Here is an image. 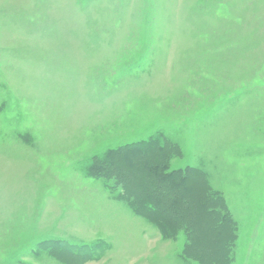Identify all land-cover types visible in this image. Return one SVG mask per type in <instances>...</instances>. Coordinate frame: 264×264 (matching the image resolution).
Returning a JSON list of instances; mask_svg holds the SVG:
<instances>
[{"label":"rangeland","instance_id":"obj_1","mask_svg":"<svg viewBox=\"0 0 264 264\" xmlns=\"http://www.w3.org/2000/svg\"><path fill=\"white\" fill-rule=\"evenodd\" d=\"M156 135L231 220L213 264H264V0H0V264L210 260L87 171Z\"/></svg>","mask_w":264,"mask_h":264},{"label":"trees","instance_id":"obj_2","mask_svg":"<svg viewBox=\"0 0 264 264\" xmlns=\"http://www.w3.org/2000/svg\"><path fill=\"white\" fill-rule=\"evenodd\" d=\"M162 139L163 136L156 135L107 151L95 157L87 171L91 176L113 180L115 185L121 186L125 190L122 199L133 213L154 224L163 238L174 234L173 227L177 229L185 220L194 219L190 223L193 226L186 224L191 243L198 240L200 249L213 252L210 260L198 261L220 263L224 254L222 248L228 249L229 245V235L223 226H231V220L227 215L222 218L219 211H211L213 197L208 195L206 186L204 191L200 185L202 175H196V170L186 169L185 174L168 171L169 160L178 150L171 143L163 145ZM214 200L218 202L215 208L224 205L221 198ZM70 249L79 258H94L96 253L86 246Z\"/></svg>","mask_w":264,"mask_h":264}]
</instances>
